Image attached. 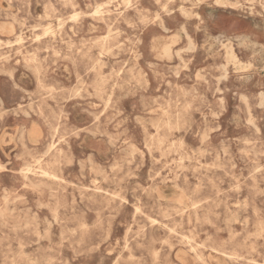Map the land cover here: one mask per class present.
<instances>
[{
  "label": "rangeland",
  "instance_id": "374dc122",
  "mask_svg": "<svg viewBox=\"0 0 264 264\" xmlns=\"http://www.w3.org/2000/svg\"><path fill=\"white\" fill-rule=\"evenodd\" d=\"M208 263L264 264V0H0V264Z\"/></svg>",
  "mask_w": 264,
  "mask_h": 264
},
{
  "label": "bare ground",
  "instance_id": "6f19581e",
  "mask_svg": "<svg viewBox=\"0 0 264 264\" xmlns=\"http://www.w3.org/2000/svg\"><path fill=\"white\" fill-rule=\"evenodd\" d=\"M187 3H188V1H187ZM215 3V2H214ZM103 8V7H102ZM182 14H184V13H182ZM190 14V13H189ZM93 16V15H92ZM157 18V17H156ZM160 22V21H159ZM48 27V26H47ZM164 27V26H163ZM163 29V28H162ZM48 33V32H47ZM46 34V33H45ZM47 35V34H46ZM23 36H25V35H23ZM216 37V36H215ZM14 38V37H13ZM215 39H217V38H215ZM235 39V38H234ZM59 40H60V38H59ZM178 40V39H177ZM179 41V40H178ZM172 42V41H171ZM163 46H165V45H163ZM170 50V49H169ZM5 57V56H4ZM100 66V65H99ZM14 83V82H13ZM26 91V90H25ZM144 91V90H143ZM2 105V104H1ZM96 117V116H95ZM141 118V117H140ZM246 121H248V120H246ZM251 121H252V119H251ZM248 123V122H247ZM96 127V126H95ZM252 128V127H251ZM26 132V131H25ZM67 134V133H66ZM5 136V135H4ZM20 136V135H19ZM22 138V137H21ZM19 139V138H18ZM28 139V138H27ZM23 140V139H22ZM34 141V140H33ZM23 142V141H22ZM37 142V141H36ZM20 143V142H19ZM35 143V142H34ZM23 144V143H22ZM32 144V143H31ZM46 151V150H45ZM92 151V150H91ZM43 153H45V152H43ZM108 153V152H107ZM37 160V159H36ZM38 161V160H37ZM77 163V162H76ZM96 163V162H95ZM79 164V163H78ZM29 166V165H28ZM27 166V168H29ZM47 166V165H46ZM46 171H48V170H46ZM110 171V170H109ZM20 172V171H19ZM111 173V172H110ZM26 177V176H25ZM52 177V176H51ZM54 178V177H53ZM106 179V178H105ZM28 181V180H27ZM93 181H95V180H93ZM95 183V182H94ZM69 184V183H68ZM49 186V185H48ZM52 187V186H51ZM156 187V186H155ZM157 189V188H156ZM61 192V191H60ZM154 192V191H153ZM156 193V192H155ZM162 193V192H161ZM68 194V193H67ZM163 196V195H162ZM165 196V195H164ZM167 196V195H166ZM70 197V196H69ZM179 197V196H178ZM159 198V197H158ZM162 198V197H161ZM180 199V198H179ZM11 202H12V200H11ZM87 202V201H86ZM188 205V204H187ZM15 206V205H14ZM185 207V206H184ZM187 210H188V208H187ZM188 213V212H187ZM236 215V214H235ZM243 217V216H242ZM231 220V219H230ZM234 221V220H233ZM50 222V221H49ZM188 231V230H187ZM63 232H65V231H63ZM50 235H52V234H50ZM69 235V234H68ZM48 236V235H47ZM66 236V235H65ZM182 238V237H181ZM186 238V237H185ZM76 242V241H75ZM80 244H81V242H80ZM82 245V244H81ZM27 246V245H26ZM198 246V245H197ZM178 250V249H177ZM182 251V250H181ZM181 252H179V254H180ZM230 257V256H229ZM180 258V257H179ZM231 258V257H230ZM12 259V258H11ZM50 259V258H49ZM188 259V258H187ZM232 259V258H231ZM182 260V259H181ZM256 262V261H255ZM209 264V263H208Z\"/></svg>",
  "mask_w": 264,
  "mask_h": 264
}]
</instances>
